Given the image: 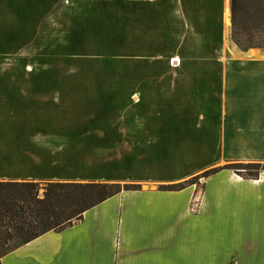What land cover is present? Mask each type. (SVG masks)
Returning a JSON list of instances; mask_svg holds the SVG:
<instances>
[{"label": "crops", "instance_id": "1", "mask_svg": "<svg viewBox=\"0 0 264 264\" xmlns=\"http://www.w3.org/2000/svg\"><path fill=\"white\" fill-rule=\"evenodd\" d=\"M229 4L0 0V181L78 177L162 185L223 159L264 161L255 158L264 149V124L231 123L238 103L233 93H139L140 98L124 93L125 101L118 93H46L48 83L69 79L71 65L175 70L212 65L222 48ZM259 94L262 101L253 93L248 97L264 104V93ZM80 106L96 110L94 121L71 122V108ZM211 125L218 143L209 141L210 129L204 131ZM252 125L253 131L246 128ZM209 145L214 162L175 181L135 180L144 167L171 160L185 169L209 152ZM227 145L233 153H224ZM196 188L123 191L0 263L264 264V171L255 180L230 170L209 176L192 212Z\"/></svg>", "mask_w": 264, "mask_h": 264}, {"label": "rangeland", "instance_id": "2", "mask_svg": "<svg viewBox=\"0 0 264 264\" xmlns=\"http://www.w3.org/2000/svg\"><path fill=\"white\" fill-rule=\"evenodd\" d=\"M228 10V20L226 19V23L228 21V24L225 23L222 48L212 65L206 67L191 66L189 69L187 66H180L177 70L141 66L71 65L69 68V79L66 77L62 81L59 79L48 83L46 93H118V98L121 101H125L124 98H121V95L124 93H137L138 95L135 96L138 98H140L139 96L142 93H233V98L238 103L234 106V113L230 115L232 119L230 122L235 124L237 128L248 122L264 124V115H262L264 114V104L262 102L259 104L257 102L254 103L248 97L249 93H253L255 99L262 101L259 93H264V51L259 48L260 45L264 46V32L260 27L257 28V25H260L257 18L253 20L254 22H250L252 24L251 31L239 34L238 41L246 43V39H254L257 41L254 43L259 46L245 50L242 49L233 38L234 30L230 4ZM139 93L141 94L139 95ZM128 100L130 101L131 98ZM132 104L135 103L132 102ZM75 110L80 111V113H73ZM75 110L71 108V122L94 121V112L96 110L93 107L80 106L79 109L75 108ZM136 118L134 119L135 122H141L140 119ZM211 127L214 126H205L204 131ZM246 128H251V131H253V125L250 127L246 126ZM248 132L249 130L247 129L246 133ZM199 133L202 134L203 132ZM242 133L236 132V135L241 136ZM215 134L212 129L209 130V141L212 140L215 143L217 140L218 143V138ZM251 134L253 135L252 132ZM240 141L241 139H237V142ZM185 147L190 149L191 146L185 145ZM128 148L125 147V149ZM207 148L210 150L209 152L204 153L202 157L197 156L198 159L195 158L185 169L181 166V162L171 160L166 163L144 167L142 176H136L135 180H143V177H148L149 180L153 181H175L187 172H192V170L194 171V169L199 168L207 162H214V155H216L214 146L209 145ZM212 148L213 150L211 151ZM228 150L230 153L234 152V149L230 145L225 147L224 153H229ZM235 150H237V147ZM255 156V158L264 159V149L257 151V155ZM246 164L264 165V161H231L223 159L181 182L163 183L165 185H161L160 183L126 181L119 182V184L137 185L139 190L151 188L161 191H171V189L163 188L171 185L179 186L176 188L177 190L172 189L174 191L194 185L197 187V193L192 200L191 211L195 212L199 204V192L202 188V183L208 178L204 177L206 172L228 165L239 166ZM240 174L245 178L248 176L245 171H241ZM79 180H83V178L71 177L65 182H81ZM39 182L43 185L46 181Z\"/></svg>", "mask_w": 264, "mask_h": 264}, {"label": "trees", "instance_id": "3", "mask_svg": "<svg viewBox=\"0 0 264 264\" xmlns=\"http://www.w3.org/2000/svg\"><path fill=\"white\" fill-rule=\"evenodd\" d=\"M230 10L235 42L244 50L259 46L254 39L239 42L238 36L251 31L250 22L256 18L260 22L257 28L264 32V0H230ZM259 48L264 51L263 45ZM222 170L233 171L241 177L240 172L245 171L248 176L243 178L255 180L264 171V165H228L210 170L204 177ZM178 187L163 188L174 191L172 189L177 190ZM138 190L137 185L119 183L46 181L41 185L39 181H0V259L48 232H60L72 226L87 210L112 196Z\"/></svg>", "mask_w": 264, "mask_h": 264}, {"label": "bare ground", "instance_id": "4", "mask_svg": "<svg viewBox=\"0 0 264 264\" xmlns=\"http://www.w3.org/2000/svg\"><path fill=\"white\" fill-rule=\"evenodd\" d=\"M176 60H177V59H174V60L172 61V63H174ZM177 63H179L178 60L176 61V63H174V65H178Z\"/></svg>", "mask_w": 264, "mask_h": 264}, {"label": "built area", "instance_id": "5", "mask_svg": "<svg viewBox=\"0 0 264 264\" xmlns=\"http://www.w3.org/2000/svg\"><path fill=\"white\" fill-rule=\"evenodd\" d=\"M173 60H174V59H172V61H173ZM172 61H171V62H172Z\"/></svg>", "mask_w": 264, "mask_h": 264}]
</instances>
